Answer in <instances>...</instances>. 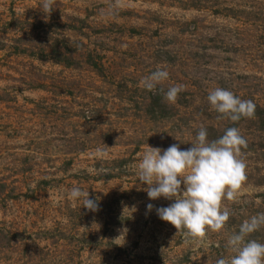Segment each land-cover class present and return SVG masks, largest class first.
<instances>
[{
  "label": "rangeland",
  "instance_id": "rangeland-1",
  "mask_svg": "<svg viewBox=\"0 0 264 264\" xmlns=\"http://www.w3.org/2000/svg\"><path fill=\"white\" fill-rule=\"evenodd\" d=\"M42 2L0 0V264L233 255L229 236L264 212V0H55L49 15ZM158 68L169 77L153 93L140 81ZM217 87L252 100L255 115L218 119L207 100ZM201 125L209 140L240 130L247 179L222 201L224 228L193 239L157 216L174 200H149L137 166L146 144L190 148ZM247 239L264 243V227Z\"/></svg>",
  "mask_w": 264,
  "mask_h": 264
},
{
  "label": "clouds",
  "instance_id": "clouds-1",
  "mask_svg": "<svg viewBox=\"0 0 264 264\" xmlns=\"http://www.w3.org/2000/svg\"><path fill=\"white\" fill-rule=\"evenodd\" d=\"M54 4L55 0H43V12L49 15ZM168 77V71L158 68L142 78L140 85L155 93L157 85ZM183 88V85L169 87L163 92L164 100L175 103ZM207 100L219 114L218 119L227 117L232 122H238L242 117L252 118L255 115L256 106L252 100L241 99L220 87L210 91ZM246 147L247 141L236 127L227 128L221 137L209 140L206 128L201 125L190 148L182 150L179 144H172L167 149H161L146 144L137 166L138 181L147 186L145 191L149 200L160 197L174 200L167 207L157 208L156 214L172 225L176 234L179 232L185 238L193 239L204 237L209 229L222 230L232 214L230 209L222 207V201L225 198L236 200L247 179V165L241 158V149ZM97 154L103 156L105 153L98 148ZM68 195L74 201L83 197V208L88 211L99 209L97 200L90 199L88 191L73 187ZM153 207L149 203L147 211L151 212ZM262 227L264 212L245 219L238 232L232 233L227 240L234 254L217 259L216 264H264V243L247 239Z\"/></svg>",
  "mask_w": 264,
  "mask_h": 264
}]
</instances>
